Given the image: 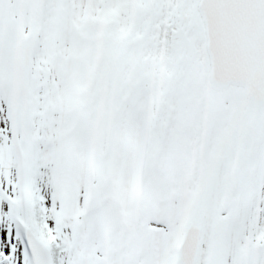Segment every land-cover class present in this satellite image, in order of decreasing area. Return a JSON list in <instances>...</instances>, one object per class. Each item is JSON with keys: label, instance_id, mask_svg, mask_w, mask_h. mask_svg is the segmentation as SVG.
Masks as SVG:
<instances>
[{"label": "snow or ice", "instance_id": "snow-or-ice-1", "mask_svg": "<svg viewBox=\"0 0 264 264\" xmlns=\"http://www.w3.org/2000/svg\"><path fill=\"white\" fill-rule=\"evenodd\" d=\"M0 264H264V0H0Z\"/></svg>", "mask_w": 264, "mask_h": 264}]
</instances>
